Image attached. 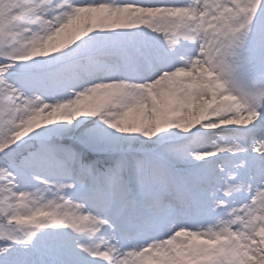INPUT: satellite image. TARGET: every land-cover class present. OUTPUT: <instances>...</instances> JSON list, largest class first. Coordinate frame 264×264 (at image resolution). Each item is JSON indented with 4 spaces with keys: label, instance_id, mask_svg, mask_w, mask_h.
Wrapping results in <instances>:
<instances>
[{
    "label": "snow or ice",
    "instance_id": "1",
    "mask_svg": "<svg viewBox=\"0 0 264 264\" xmlns=\"http://www.w3.org/2000/svg\"><path fill=\"white\" fill-rule=\"evenodd\" d=\"M0 264H264V0H0Z\"/></svg>",
    "mask_w": 264,
    "mask_h": 264
}]
</instances>
